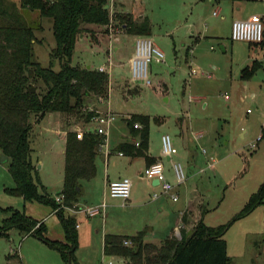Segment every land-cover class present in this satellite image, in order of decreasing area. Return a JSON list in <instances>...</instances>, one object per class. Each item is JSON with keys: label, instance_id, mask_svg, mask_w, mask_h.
Masks as SVG:
<instances>
[{"label": "rangeland", "instance_id": "374dc122", "mask_svg": "<svg viewBox=\"0 0 264 264\" xmlns=\"http://www.w3.org/2000/svg\"><path fill=\"white\" fill-rule=\"evenodd\" d=\"M121 1L130 11L142 10L150 16L152 39L165 52V61H157L155 57L149 61L150 84L132 79L130 56L136 49V36L126 32L114 8L118 28L109 29L108 34L100 29L99 32H103L101 38L100 34L82 37L72 56L71 62L81 66L105 64L110 68L109 61H112L107 97L88 98L84 110L98 103L101 109L114 111L116 118L110 125L113 138L130 133L125 120L127 114H149L152 150L163 152V133H170L174 139L173 160L169 161L167 157L162 160L166 174L173 183L176 182L172 169L176 160L184 164L187 174L185 183L179 188L181 199L178 202L171 199V208L189 195L198 194L203 199L197 198V207L208 208L204 215L206 224L216 226L229 222L264 184V66L248 79L241 77L242 68L253 57H264V53L250 47L249 41L232 39L231 28L235 20L232 15L236 7L233 0L215 4L200 0L196 3H191L192 0ZM242 2L246 3L243 9L246 16L240 18L264 10L262 0ZM217 7L218 15L214 14ZM28 17L40 40L35 43L37 59L43 65L60 69L61 60L52 55L57 45L53 18L41 15L37 9ZM111 34H115L112 42L119 45L118 50L109 49L105 43ZM198 35L201 38L196 40ZM189 45L192 50L188 51ZM193 68L196 72H192ZM164 83L168 86L166 91L161 88ZM51 116L33 117L30 139L32 159L36 162L34 175L41 180L39 188L55 197L63 185L65 142L48 131L46 126L55 123V117ZM64 116L66 121L83 127L89 122L79 113H65ZM157 116L164 120L159 122ZM180 116L184 117L187 126L184 137L179 130ZM91 125L95 126L96 122L87 128ZM1 154L0 150V158ZM10 161L0 159V223L10 215L13 207L43 218L47 226L45 234L49 238L65 239L61 219L58 213L51 212V205L25 200L21 194L8 190L15 186L9 170ZM132 179L141 192L148 190L149 198L151 193L161 191L159 185L154 186L148 179L133 176ZM152 186L157 190L153 191ZM175 190L178 191L177 187ZM91 196L94 198L89 194L80 196L85 202H81L82 207L95 205L91 204ZM81 213L82 221L88 219L85 212ZM102 220L101 217L99 228L103 225ZM100 236L101 230L95 236L82 234L76 250L78 264H109ZM263 236L264 204H260L235 219L227 230L230 264H264ZM111 260L113 264L124 262L118 256H112ZM0 264H68V261L38 235L12 228L8 235L0 237Z\"/></svg>", "mask_w": 264, "mask_h": 264}, {"label": "trees", "instance_id": "16d2710c", "mask_svg": "<svg viewBox=\"0 0 264 264\" xmlns=\"http://www.w3.org/2000/svg\"><path fill=\"white\" fill-rule=\"evenodd\" d=\"M110 0H0V150L9 156V170L15 186L8 190L21 194L25 200H36L56 209L65 231V239H52L45 233L44 221L11 207L10 215L0 223V237L8 235L12 228L34 233L50 246L58 249L65 260L71 257L77 263L79 231L75 212L60 206L55 197L39 191L41 180L34 175L36 165L32 160L31 132L33 117L49 112L79 113L86 120L97 114L98 108H86L87 100L97 96L104 99L108 94L109 74L97 67L81 66L71 62L79 40L94 34H108L111 22ZM37 9L41 15L54 20L57 45L53 56L61 60L60 69L43 65L36 57L35 43L39 41L29 20V13ZM116 16L130 33L146 35L151 32L148 17L135 19L131 13L117 12ZM102 30L99 32V30ZM103 37V36H102ZM258 43V42H254ZM262 65L255 59L242 68L241 77L250 78ZM35 90L32 91V87ZM133 140H123L119 149L132 156H145L149 163L154 157L148 154L151 116L133 113L125 118ZM141 125L135 127L134 123ZM139 144H136L135 138ZM104 135L86 130L82 138L77 130L67 132L65 168L62 193L64 203L73 206L79 200L83 179L96 174V154ZM264 204V184L254 192L243 209L229 222L208 225L202 216L190 231L181 229L160 240L148 239L149 227L136 234L107 232L104 237L106 255H117L124 264H230L231 256L225 234L233 221L258 205ZM187 220V213L183 214ZM131 243L126 244L125 240ZM264 240V236H263Z\"/></svg>", "mask_w": 264, "mask_h": 264}, {"label": "crops", "instance_id": "0c3cea01", "mask_svg": "<svg viewBox=\"0 0 264 264\" xmlns=\"http://www.w3.org/2000/svg\"><path fill=\"white\" fill-rule=\"evenodd\" d=\"M196 1L198 0H192L191 3H196ZM200 1H209L212 4H215V3H219L221 0H200ZM233 1L234 3H236V7L234 8L235 10L232 16L235 19L240 18V17H245L246 14L244 15L243 9L246 3L242 2L244 0H241V1L233 0ZM115 8L117 12L131 13L132 16L137 20H141L144 17H148L150 19V16L146 14L145 12H143L142 10H139L137 12L130 11L129 9H127L126 3L121 0H115ZM219 12H220L219 7H217L214 10V14L218 15ZM250 14L251 12L247 13V17H249ZM259 14L262 16V19L264 22V10L261 11ZM123 28L126 30L124 25H123ZM151 29H152V26H151ZM126 32L128 31L126 30ZM133 34H135L136 38L138 35H141V34H136V33H133ZM114 35L115 34H111V36H109L110 39L109 37L106 40L104 38L103 39L105 40V43H107L109 49L118 50L119 45L112 42V37ZM146 35L153 37L152 31ZM200 38H201V35H198L196 36L195 39L199 40ZM99 40L100 39H98V41ZM99 42L101 43L102 41H99ZM249 43H250L249 44L250 47H253L258 52L264 53V35H263V39L259 41L258 43H254L250 41ZM189 50H192V47L190 45L188 46V51ZM131 57L132 56H130V59ZM255 59H258V57H253V60L247 63L246 65L251 64ZM258 60L262 62V65L260 67H263L264 57ZM167 87H168L167 84L164 83L161 88H163V90L166 91ZM94 106L98 108L99 112L106 111L105 109H101L98 103L94 104ZM47 114L50 116L53 115V117H55V123H53L52 126H46L48 131L59 135L61 140L65 142V147H66L67 132L69 130L71 129L77 130V128H81L85 132L86 130H95V127H96V125L95 126L91 125V127L89 126L87 128V126L93 123L94 121L87 122L85 127L81 126L79 123H75V122L72 123L71 121H66L65 116H64L65 112H61V111L46 113L45 115L40 116L39 119H43ZM130 114H133V113H129V115ZM129 115L127 114L126 117H128ZM156 119L159 122L164 120L163 118H160L159 116H157ZM178 124H179L180 134L184 137L185 130L187 128V126H185L184 124V117L182 116L178 117ZM109 134H110V138H109ZM137 139L138 138L136 137L134 140H137ZM108 140H109V152L107 153V151L104 148H102V149H99L96 154V160H95L96 161V174L89 179H83L81 181L83 185L81 195L82 194L93 195L94 198L91 196L92 197L91 204H100L102 201H106L107 205L103 213H99L94 216H88L87 218L89 220L85 219L84 221H82V218L84 216H81V217L79 216L82 213L75 212L76 217L78 216L77 219H79L78 220L79 222L77 221V223H79L78 225L79 242L82 238V234L84 235L88 234L89 236L91 235L95 236L96 234L99 233V230H101L100 238H101V243L103 244V248H104V237L107 232L118 233V234H136L139 230L144 229L145 227H149L150 230L148 234V239L160 240L164 237H167L173 234L180 235L182 228H185L186 231H190L192 227L195 225V223L202 216L203 208L202 209L198 208L195 201L197 200V198L203 199V197L198 194L192 197L189 195L188 197L185 198L183 202H181L180 204H177L175 208H171L170 200L172 199V197H170L169 195L162 194L158 198H153L152 193H151L150 194L151 198H149L147 196L148 190L141 192L140 191L141 189L137 187V184H135L132 179V176L140 180L148 179L152 182L154 186L159 185L154 182V179H150L142 175V171L144 170L145 166L149 163V159H147L145 156H132L125 152H123L122 154L120 153L121 150L119 149V144L123 140H133V137L131 136L130 133L124 134L122 135V137L120 136L118 138H115V137L113 138L110 133V127H109ZM150 140H149L148 154L151 157H154L155 159H161V160H163L164 157H167L169 161L173 160V155L175 152L171 156L164 155L162 151H159L158 153L154 152V150H152L151 148ZM63 160H64V165H65V148L63 150ZM34 164L36 165V162H34ZM41 165L42 164L40 163L39 166ZM172 169H173V166H172ZM173 173H174V170H173ZM123 176H129L132 179V190H131V194L129 198L127 199L111 196L107 189V185L111 180L118 179ZM168 179L172 180L170 177H168ZM183 183H185V181L178 183L176 180V182H174L175 187L173 191L179 193V188L181 187ZM176 187L178 191L175 190ZM62 189H63V185H62ZM154 190H157V187H153V191ZM39 191L42 193L45 192L44 189L41 191L40 188H39ZM46 192L49 193L48 191ZM109 196L113 198L109 199ZM116 198H120V199L118 200ZM180 199H181V194L179 193V198L177 200L172 199L171 201L178 202ZM81 202L82 201L79 198V200L76 202V205L81 206ZM82 203H85V202H82ZM51 212H56V209L52 208ZM184 213H187V220L183 219ZM101 217L104 218V220H102L103 225L101 226V228H99L98 223H99V219L101 220ZM39 220L44 221L43 218ZM107 256H110V255L105 254L106 261H107ZM113 256H117V255H113ZM110 258H112V256H110ZM119 258H121L124 261L122 257H119Z\"/></svg>", "mask_w": 264, "mask_h": 264}, {"label": "built area", "instance_id": "2783aa9c", "mask_svg": "<svg viewBox=\"0 0 264 264\" xmlns=\"http://www.w3.org/2000/svg\"><path fill=\"white\" fill-rule=\"evenodd\" d=\"M115 0H110V14L111 22L109 24V29L114 31L118 28L119 23L114 21V6ZM264 35V22L262 16L258 13L252 14L247 18H236L232 23L231 28V37L236 40H246L250 42H259L263 39ZM155 57L157 61H165V52L155 44L152 37L148 35H138L136 38V49L133 56L130 59V65L132 70V79L133 80H142L146 84L151 83V78L148 73L149 61ZM110 68L105 64L98 66L97 68L101 71H108L109 76H111V65L112 61L109 62ZM192 72H196V69L193 68ZM116 118V114L108 109L104 112H98L92 117V120L96 122L95 131L104 135L103 142L100 143L99 149L104 148L107 153L109 152V140L108 133L111 123ZM135 127H139L140 123H134ZM84 135V130L77 128V136L82 138ZM136 144H139V140H136ZM162 146L163 154L171 156L175 151V144L172 135L168 132L162 134ZM205 151V150H204ZM123 153L122 151L120 152ZM173 170L178 183H181L186 180L187 174L185 171L184 164L179 161H173L172 163ZM142 175L150 179L157 178L159 180V185L161 191L154 192L152 194L153 198H158L160 195L165 194L172 197V199L177 200L179 198V193L174 192L173 189L175 184L168 179L165 166L161 159H157L154 162L147 164L142 171ZM108 192L111 196L121 197L123 199L129 198L132 190V179L129 176H123L118 179L111 180L107 185ZM55 199L60 206H63L67 209H70L72 212H85L87 216H94L99 213H103L106 208V201H102L100 204H95L91 206H67L64 203L65 194L60 192ZM79 223H77V226ZM126 244L131 243L130 239L125 240ZM109 264H113L111 258L107 259Z\"/></svg>", "mask_w": 264, "mask_h": 264}, {"label": "water", "instance_id": "95a60500", "mask_svg": "<svg viewBox=\"0 0 264 264\" xmlns=\"http://www.w3.org/2000/svg\"><path fill=\"white\" fill-rule=\"evenodd\" d=\"M108 6H109V4H108ZM88 67H90V65H88ZM35 89H36L35 86H33V87H32V91H34ZM0 159H1V161H4V160H6V159H9V156L6 155L5 153H2ZM154 182H155L156 184H158V183H159V180H158L157 178H155V179H154ZM109 258H110V256H107V259H109ZM68 264H73V261H72V258H71V257L68 259Z\"/></svg>", "mask_w": 264, "mask_h": 264}]
</instances>
